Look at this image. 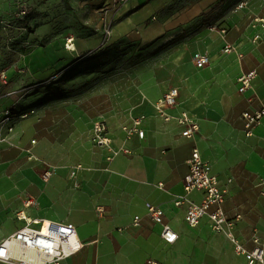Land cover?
Wrapping results in <instances>:
<instances>
[{
  "label": "crops",
  "instance_id": "0c3cea01",
  "mask_svg": "<svg viewBox=\"0 0 264 264\" xmlns=\"http://www.w3.org/2000/svg\"><path fill=\"white\" fill-rule=\"evenodd\" d=\"M116 12H107L108 35L96 30L89 38L92 48L101 46L94 57L105 60L94 64L101 72L91 79L95 85L69 79L71 93L38 98L32 106L34 100L26 99L24 111L18 108L26 100L7 105L0 100V243L28 221L47 219L73 223L83 243L61 264H247L233 242L213 230L208 216L190 226L187 203L178 206L175 200L184 192L187 160L197 147L226 190L223 208L235 220V235L252 248L257 233L264 246V117L247 135L242 115L264 107V43L253 41L259 30L254 18L264 16V0H127ZM126 41L136 59L119 45ZM226 44L236 49L224 53ZM198 52L209 56L202 68L193 61ZM87 53L76 39L73 48L61 49L62 59L31 64L36 73L31 83L56 82L62 72L80 67ZM114 54L122 61L114 63ZM70 57L73 62H66ZM253 69L251 88L240 92V76ZM110 70L116 72L109 75ZM171 88L179 95L169 114L185 110L199 122L192 138L155 106ZM99 118L111 146L129 151L107 159L109 148L92 140ZM136 118L143 138L128 137L123 128ZM190 197L200 202L203 192ZM147 203L163 210L164 221L178 234L174 243L164 240ZM135 216L141 217L138 225Z\"/></svg>",
  "mask_w": 264,
  "mask_h": 264
},
{
  "label": "built area",
  "instance_id": "2783aa9c",
  "mask_svg": "<svg viewBox=\"0 0 264 264\" xmlns=\"http://www.w3.org/2000/svg\"><path fill=\"white\" fill-rule=\"evenodd\" d=\"M121 1L126 2L127 0ZM243 5L244 3L241 4V6ZM253 26L259 28L253 36V41L255 43H264V16H256ZM106 31L110 33V29ZM224 31L225 29H221V32ZM235 49L232 44H226L223 52L229 53ZM193 61L197 67L202 68L209 63V56L206 52H198L193 55ZM256 76V69L243 73L239 78V91L245 92L251 88ZM178 95L179 90L171 88L156 102L155 106L160 115L166 120L176 118L181 125H184L182 135L192 138L199 132V122L185 110L181 111L177 116H172L167 111L168 108L177 105ZM5 113L6 118L10 119V110ZM242 115L247 135H251L254 128L264 117V107L254 111L245 110ZM140 125L141 119L136 118L132 127L124 126L123 128L127 132L128 137L137 134L143 138L145 132ZM92 140L97 145L109 148L108 160H112L121 151H129L127 148L115 149L111 146L112 139L107 133L106 122L103 118L94 121ZM187 163L189 171L184 179V192L176 196L175 200L178 206L187 203L186 222L190 226H197L204 216H208L213 230L217 233L225 234L233 242L236 253L246 258L247 264H264V246L261 236L257 233L253 234L252 248H248L240 242L234 233L235 220L230 219L223 208L226 190L220 187L218 176L213 172L211 164L202 158L197 147L193 149ZM79 168H81V165L77 166V169ZM52 173L53 169L45 171L43 179L49 180ZM71 174L73 176L76 175V171L73 170ZM261 184L264 185V179H262ZM195 190L203 192V198L200 202H196L190 197ZM262 194L264 195V190H262ZM33 201V199L29 200V202ZM147 211L155 222L162 225V237L164 240L168 243H174L178 234L164 221L163 210L158 206L147 203ZM140 219V216H135L134 224L138 225ZM82 247L83 243L79 240L73 223L35 219L28 221L24 227L0 243V261L10 264H61L64 259L74 255ZM147 264H158V262L148 260Z\"/></svg>",
  "mask_w": 264,
  "mask_h": 264
},
{
  "label": "rangeland",
  "instance_id": "374dc122",
  "mask_svg": "<svg viewBox=\"0 0 264 264\" xmlns=\"http://www.w3.org/2000/svg\"><path fill=\"white\" fill-rule=\"evenodd\" d=\"M122 3L121 0H0V100H4L1 104L7 105L19 98L34 100L31 104L29 100L19 104L18 110L24 111L28 104L35 105L38 98L71 93L75 87L74 83L67 85L69 79L81 77L84 85H95L91 79L101 72L94 69V64L105 60L94 57L101 46L92 48L89 38L96 30L109 34L106 30L110 29L111 23L106 18L107 12L110 11L108 16H115ZM76 39L88 49L81 66L66 75L62 72L60 79L49 85L45 82V85L38 86L40 81L33 86L31 78L36 73L30 71V65L40 63L46 57L50 61L62 59L59 56L61 49L70 50ZM119 45L127 46V52L132 49L128 47L132 44L127 41ZM117 51L119 49L111 52ZM130 53L132 50L129 58H137V54ZM119 57V54L111 55L114 63L122 61ZM72 58H66V62H73Z\"/></svg>",
  "mask_w": 264,
  "mask_h": 264
},
{
  "label": "bare ground",
  "instance_id": "6f19581e",
  "mask_svg": "<svg viewBox=\"0 0 264 264\" xmlns=\"http://www.w3.org/2000/svg\"><path fill=\"white\" fill-rule=\"evenodd\" d=\"M73 50V49H72Z\"/></svg>",
  "mask_w": 264,
  "mask_h": 264
}]
</instances>
